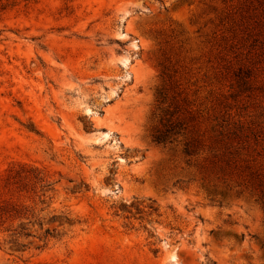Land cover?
Here are the masks:
<instances>
[{
	"label": "rangeland",
	"instance_id": "374dc122",
	"mask_svg": "<svg viewBox=\"0 0 264 264\" xmlns=\"http://www.w3.org/2000/svg\"><path fill=\"white\" fill-rule=\"evenodd\" d=\"M19 163L78 222L0 264H264V0H0V198Z\"/></svg>",
	"mask_w": 264,
	"mask_h": 264
},
{
	"label": "trees",
	"instance_id": "16d2710c",
	"mask_svg": "<svg viewBox=\"0 0 264 264\" xmlns=\"http://www.w3.org/2000/svg\"><path fill=\"white\" fill-rule=\"evenodd\" d=\"M157 94L162 102L164 92L159 89ZM174 111L167 107L159 108L157 126L152 128L150 134L155 143L164 145L176 141L178 135H184L183 122L173 116ZM197 149L194 139L184 137L181 146L183 154H193ZM208 149L211 151L215 148L210 146ZM252 175L255 198L264 209V176L257 171ZM1 181L4 195L0 198V246L10 253L22 252L30 246L41 248L49 240L60 238L78 222L69 210L50 207L52 196L45 193L49 181L37 166L26 163L10 166ZM81 184L71 186L69 190L76 191Z\"/></svg>",
	"mask_w": 264,
	"mask_h": 264
}]
</instances>
